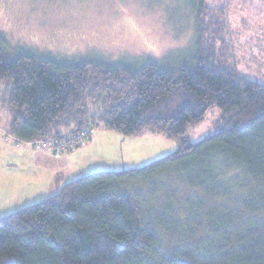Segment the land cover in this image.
Returning <instances> with one entry per match:
<instances>
[{
	"label": "trees",
	"instance_id": "obj_1",
	"mask_svg": "<svg viewBox=\"0 0 264 264\" xmlns=\"http://www.w3.org/2000/svg\"><path fill=\"white\" fill-rule=\"evenodd\" d=\"M198 2L197 52L177 69L61 64L9 53L0 41V104L17 142L102 127L179 144L147 166L91 173L0 219V264H264V84L231 65L224 6ZM214 107L223 126L192 144L189 129ZM171 206L196 231L217 235L204 238L207 252L161 256L157 226Z\"/></svg>",
	"mask_w": 264,
	"mask_h": 264
},
{
	"label": "rangeland",
	"instance_id": "obj_2",
	"mask_svg": "<svg viewBox=\"0 0 264 264\" xmlns=\"http://www.w3.org/2000/svg\"><path fill=\"white\" fill-rule=\"evenodd\" d=\"M198 4V0H0V41L9 53L52 58L61 64L98 63L138 70L153 63L161 70L177 69L191 64L197 52ZM219 4L229 26L231 65L240 76L264 84V0H209V10ZM3 89L0 83V99ZM10 122L9 111L0 104V219L60 192L49 188V178L55 177L49 168L34 166L31 159L18 151L13 155L9 148L45 152L55 158L80 150L79 172L73 180L94 172L139 169L179 149L178 142L161 134L147 131L127 137L99 127L85 145L55 154L17 142L9 133ZM223 124L219 108L214 107L187 136L197 144ZM6 134L7 142L3 141ZM33 175L35 186L29 187ZM177 198L185 201L180 195ZM173 208L172 215L165 211V227L157 226L163 231L161 256L189 259L194 252H207L204 238L214 240L217 235L196 231L192 217H188L191 221L175 217ZM175 220H181L180 226Z\"/></svg>",
	"mask_w": 264,
	"mask_h": 264
},
{
	"label": "crops",
	"instance_id": "obj_3",
	"mask_svg": "<svg viewBox=\"0 0 264 264\" xmlns=\"http://www.w3.org/2000/svg\"><path fill=\"white\" fill-rule=\"evenodd\" d=\"M13 138V137H12ZM10 136L9 134H6V137L3 139V141H9ZM5 143V142H4ZM22 145V144H21ZM13 149V148H12ZM9 151L13 154L16 155L15 153L18 151L21 155L24 157H28V159H31L33 161V165L38 166H44L46 168H49V171H52L51 175H55L54 178L50 177L49 178V188H52L55 190V192L61 191L63 186L66 183L71 182L73 179L76 178V173L79 172L78 168L80 167L79 163L77 162V155H79L80 152L77 151L73 154H69L67 156H64L62 158H55L53 156H50L48 153L45 152H36L30 149H22L20 147H14L13 150L9 148ZM84 152V151H83ZM64 175V178H60L61 175ZM58 177V178H57ZM32 180L34 179V175L31 176ZM55 178H57V183H55ZM60 178V179H59ZM71 178V179H70ZM31 181L28 183L29 187H34L35 183H31Z\"/></svg>",
	"mask_w": 264,
	"mask_h": 264
},
{
	"label": "built area",
	"instance_id": "obj_4",
	"mask_svg": "<svg viewBox=\"0 0 264 264\" xmlns=\"http://www.w3.org/2000/svg\"><path fill=\"white\" fill-rule=\"evenodd\" d=\"M94 129H86L75 133L62 141L50 140L46 142H37L30 145L32 149H43L55 154H63L74 151L88 143L94 136Z\"/></svg>",
	"mask_w": 264,
	"mask_h": 264
}]
</instances>
